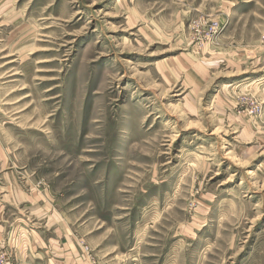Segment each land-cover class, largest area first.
I'll return each mask as SVG.
<instances>
[{"label":"rangeland","instance_id":"1","mask_svg":"<svg viewBox=\"0 0 264 264\" xmlns=\"http://www.w3.org/2000/svg\"><path fill=\"white\" fill-rule=\"evenodd\" d=\"M47 222L91 264H264V0H0V238Z\"/></svg>","mask_w":264,"mask_h":264},{"label":"crops","instance_id":"2","mask_svg":"<svg viewBox=\"0 0 264 264\" xmlns=\"http://www.w3.org/2000/svg\"><path fill=\"white\" fill-rule=\"evenodd\" d=\"M56 228L54 224L48 222L42 229L31 230L30 233L24 227H10L6 237L2 235L0 239L4 237L2 244H4L5 251L9 253V258L13 263L91 264L87 255L85 257L79 256L75 239L69 235L66 236ZM21 236H25V241L19 240ZM12 237L14 238L13 241L10 240Z\"/></svg>","mask_w":264,"mask_h":264},{"label":"built area","instance_id":"3","mask_svg":"<svg viewBox=\"0 0 264 264\" xmlns=\"http://www.w3.org/2000/svg\"><path fill=\"white\" fill-rule=\"evenodd\" d=\"M0 264H12L7 252H0Z\"/></svg>","mask_w":264,"mask_h":264}]
</instances>
